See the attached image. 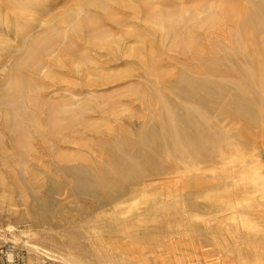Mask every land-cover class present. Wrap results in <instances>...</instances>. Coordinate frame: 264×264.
<instances>
[{
  "label": "bare ground",
  "instance_id": "obj_1",
  "mask_svg": "<svg viewBox=\"0 0 264 264\" xmlns=\"http://www.w3.org/2000/svg\"><path fill=\"white\" fill-rule=\"evenodd\" d=\"M65 1L45 0L46 4L38 10L28 7L22 0H0V25L13 26L10 31H5L13 42L0 41V120L10 121L9 111L1 109L5 103L13 105L19 98L29 96L44 86L46 80L52 79L55 70L78 69L80 61H91L96 57L105 59L104 64H107L141 58L145 54L146 18H141L140 23L109 22L103 15L107 16L112 9L110 4H115V0H70L61 5ZM250 6L244 21L236 25L232 41L226 43L224 56L230 70L225 75L212 72L206 66L200 71L183 69L177 78L175 75L155 76L150 89L161 105L151 126L140 135L144 151L137 157L124 155L118 160L88 165L100 167L85 173L88 194L98 204L96 215L88 221L95 234L111 226L114 231L124 234L131 244H136L144 234L147 222L161 221L164 223L162 235L151 239V244L157 245L170 237L166 234L170 230L167 219L179 213L188 226L203 231L202 240L206 238V242L223 251L215 264H226L224 256H230L234 251L238 264H264V227L251 219L252 212L259 209L264 223V43L256 46L253 42L254 35H258V39L262 33L264 35V15L253 0ZM206 10L207 6L201 12ZM196 16L195 13L191 15L192 18ZM192 38L191 29H188L181 42L187 49L195 50L194 54H201V46ZM73 45L79 49L77 60L70 59L75 54L71 50ZM3 55L6 59L16 56L9 68L7 62H1ZM98 68L99 74L84 78H105L102 75L104 67ZM21 69L27 70L25 80L29 82L24 91L13 79ZM174 83L177 85L171 87ZM170 87L176 93L178 103H172L161 92ZM133 92L129 93L133 95ZM80 104L88 105L81 106L80 110L97 107L87 101L77 105ZM65 108V105H59L47 116L46 123L53 131H58V123L71 114ZM35 118L29 119L31 126L41 129V122ZM90 128L101 133L100 129L104 127L92 125ZM20 145L26 146L17 142L11 148L16 151ZM121 146L119 142L118 148ZM170 155L179 160L182 167H198L220 160L229 168L225 174L226 178H231V186L220 187V194H211L214 185L192 181L166 195H148L143 174L161 171V167H165L164 158ZM14 164L18 166L22 162ZM1 165H5L2 160ZM157 195H165L164 200L157 199ZM0 205L8 213V223L1 228L0 242L25 249L24 264L63 260L43 243V234L38 233V229L42 230L45 224L39 220L36 224L30 222L32 219L26 210L19 213L14 195L3 177L0 178ZM225 213L230 216L225 217ZM12 218L24 229L12 224ZM237 231L256 235L260 251L253 257L226 247L227 237ZM103 247L96 237L88 256L99 258ZM110 258L119 264H135L122 254ZM189 263L191 260L173 259L169 255L163 264ZM142 264L148 263L143 261Z\"/></svg>",
  "mask_w": 264,
  "mask_h": 264
},
{
  "label": "rangeland",
  "instance_id": "obj_2",
  "mask_svg": "<svg viewBox=\"0 0 264 264\" xmlns=\"http://www.w3.org/2000/svg\"><path fill=\"white\" fill-rule=\"evenodd\" d=\"M115 1V4H110L112 9L107 16L103 15V19L140 23L141 18H146L145 54L141 58L107 64H104L105 59L98 57L91 61L79 60L78 69L55 70L52 79L46 80L44 86L38 87L29 96L19 98L13 105L5 103L1 109L9 111L11 117L9 122H5L4 118L0 120V160L5 163L0 166V178L3 177L14 195L19 213L26 210L32 219L30 222L36 224L39 220L45 224L42 230L38 229V233L43 234V243L57 252L58 259H63L57 263L43 260L41 264H119L110 258L118 254L128 256L135 264H142L143 261L163 264L169 255L173 259L191 260L189 264H215V259L223 256V251L206 242V238L202 240L203 231L192 229L179 213L167 219L170 230L166 234L170 237L157 245L151 244V239L162 235L164 223L161 221L147 222L138 244H131L124 234L114 231L111 226L95 234L88 221L96 215L98 204L88 194L85 173L92 168H100L88 167L91 163L118 160L124 155L137 157L144 151L140 135L151 126L161 105L150 89L155 76L175 75L177 78L183 69L200 71L206 66L212 72L224 75L230 70L224 56L228 47L226 43L232 41L236 25L244 21L252 0ZM253 1L259 4L260 14L264 15V0ZM22 2L38 10L46 4L45 0ZM206 6V12L202 13ZM192 13L197 14L196 18L191 17ZM11 29L13 26L7 28L0 25V41L13 42L5 34ZM188 29H191L192 41L203 47H200L201 54H194L195 50H189L182 44ZM258 37L254 35L253 42L261 46L260 43H264L263 33L260 39ZM71 50L75 54L70 59L77 60L79 49L73 45ZM15 58L6 59L3 55L1 62H7L9 68ZM101 66L105 69L102 73L105 78H84L89 74H99L98 67ZM12 70L13 67L10 73ZM26 73V69H21L13 78L22 91L29 85L25 80ZM175 83L171 87L176 86ZM171 87L161 92L172 103H178ZM130 91H134L133 95ZM82 101L95 103L97 107L80 110L81 106H88L77 105ZM59 105H65L71 114L58 123V131H53L46 119ZM77 113L79 116H76ZM32 117L41 122V129L31 126L29 119ZM92 125L104 128L97 133L90 128ZM17 142L26 146L20 145L15 151L11 147ZM119 142L121 148H118ZM146 152L149 154L148 150ZM17 161L22 164L15 165ZM164 163L161 171L143 174L146 176L148 195H166L192 181L214 185L211 194H220L221 188L231 186V178H226L225 174L229 168L218 159L198 167H182L179 160L170 155L164 158ZM158 195L157 199L164 200L165 195ZM7 216L6 209L0 205V233L8 223ZM224 216L228 217L230 213ZM261 216L262 211L258 209L252 212L251 219L264 227ZM12 220L11 223L18 229H24L15 222V218ZM96 237L104 246L99 258L88 256ZM9 247L22 250L26 258L22 247L0 242V264H7L6 253L9 252L6 249ZM226 247L238 249L251 257L260 251L256 235L243 231L230 234ZM224 257L226 264H238L235 251Z\"/></svg>",
  "mask_w": 264,
  "mask_h": 264
},
{
  "label": "built area",
  "instance_id": "obj_3",
  "mask_svg": "<svg viewBox=\"0 0 264 264\" xmlns=\"http://www.w3.org/2000/svg\"><path fill=\"white\" fill-rule=\"evenodd\" d=\"M6 263L7 264H24L25 256L23 251L18 248L9 247L6 249ZM8 255H10V259H8Z\"/></svg>",
  "mask_w": 264,
  "mask_h": 264
}]
</instances>
